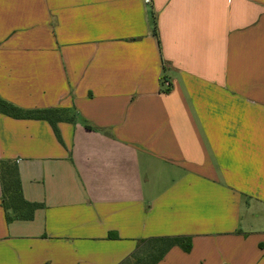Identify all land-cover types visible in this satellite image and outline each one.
I'll return each instance as SVG.
<instances>
[{"label": "crops", "instance_id": "1", "mask_svg": "<svg viewBox=\"0 0 264 264\" xmlns=\"http://www.w3.org/2000/svg\"><path fill=\"white\" fill-rule=\"evenodd\" d=\"M0 97L74 118L0 113V264H264V0H0Z\"/></svg>", "mask_w": 264, "mask_h": 264}, {"label": "trees", "instance_id": "2", "mask_svg": "<svg viewBox=\"0 0 264 264\" xmlns=\"http://www.w3.org/2000/svg\"><path fill=\"white\" fill-rule=\"evenodd\" d=\"M0 113L16 119L45 120L53 128L59 141L62 140L58 124L73 120L71 114L63 109L25 110L0 97ZM2 184V205L8 223L15 220L31 221L43 204L30 202L23 194L22 180L16 161H0ZM181 247L185 252L192 249L189 236L153 237L141 239L135 251L120 264H158L173 247Z\"/></svg>", "mask_w": 264, "mask_h": 264}, {"label": "built area", "instance_id": "3", "mask_svg": "<svg viewBox=\"0 0 264 264\" xmlns=\"http://www.w3.org/2000/svg\"><path fill=\"white\" fill-rule=\"evenodd\" d=\"M144 2H145L146 4H150V3L152 2V0H144Z\"/></svg>", "mask_w": 264, "mask_h": 264}]
</instances>
